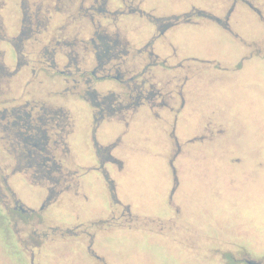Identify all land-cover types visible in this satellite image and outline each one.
<instances>
[{
  "label": "rangeland",
  "instance_id": "rangeland-1",
  "mask_svg": "<svg viewBox=\"0 0 264 264\" xmlns=\"http://www.w3.org/2000/svg\"><path fill=\"white\" fill-rule=\"evenodd\" d=\"M71 1L74 5L69 6ZM127 1L139 2L138 10L117 16V27L110 16L100 19L102 32L127 42L133 53L154 31L152 16H181L196 9L224 20L232 10L230 31L208 18L166 31L160 43L170 53L177 46V61L168 63L172 69L167 72L161 65L152 66L146 76L154 91L161 92L156 104L126 111L123 120L100 118L101 125L110 127H104L106 133L121 134L111 137L116 143L111 153L120 165L96 154V144L109 143L113 133L102 134L100 124L94 126L93 109L81 100L84 84L72 87L73 79H80L76 74L50 78L53 74L39 65L43 73L38 71L29 86L36 71L29 63L12 92L1 86L0 122L12 112L11 98L23 102L32 97L45 108L62 107L66 131L60 145L68 154L56 153V160L66 173L62 183L73 187L30 185L52 183L35 179L32 171L9 176L16 199L33 210L28 214L16 208L0 176V264L264 262V0H248L253 8L243 0ZM18 2L0 0L2 24L8 29L14 30L20 18ZM33 2L27 0L28 7L33 8ZM42 2L41 21L50 23L41 28L42 35L25 42L28 56L44 49L50 37L62 43L84 41L82 46L93 27L86 10L101 6L114 12L122 4L58 0L56 10L54 0ZM78 57L73 71L79 67L90 72L95 64L84 50ZM190 58L202 62H186ZM55 61L59 69L66 63L60 56ZM148 62L147 55L126 58L120 69L123 80L131 84L134 77L141 83L139 75ZM3 63L8 69L14 65L9 58ZM66 77L76 95H58L68 85ZM94 81L100 96L121 95L123 103L131 102L127 86L112 79ZM18 156L14 145L0 142L1 168H12ZM101 160L108 177L97 167ZM49 189H55L57 199L42 209ZM111 192L121 204L113 203Z\"/></svg>",
  "mask_w": 264,
  "mask_h": 264
},
{
  "label": "flooded vegetation",
  "instance_id": "flooded-vegetation-1",
  "mask_svg": "<svg viewBox=\"0 0 264 264\" xmlns=\"http://www.w3.org/2000/svg\"><path fill=\"white\" fill-rule=\"evenodd\" d=\"M51 1L52 0H50V2ZM119 1H122V4L120 8L116 9L114 12H109L101 6L92 7L89 10H86V16L90 19L93 27L92 33L87 42L82 44V46H80V43H83L84 41L73 40L62 43L58 40L54 42V38L50 37L49 41L47 40V45L44 49L38 53H31V55L28 56L25 54L26 52H24V47L26 45L25 42L31 38H35L36 35H42L41 28L44 27L45 29V27L50 23V20L46 19L45 21H41L43 8L42 0H35V2H33L34 5H30L33 8L28 7L27 0H19V7H17V11L19 12L20 18L17 20L14 30L3 26L0 15V88L1 86H4V88L7 89V92H12L10 90L11 86L19 80L22 69L26 65L29 66V63H32L35 65L34 68L36 71L31 74L29 81H27V84L30 86L32 84L31 82L34 80L33 78H37L38 71L43 73V69L38 68L39 65H42L48 72L53 74V76H50V74L45 73L47 76H50V78L57 75L70 76L74 74L80 77L79 80L73 79V84L70 82V78L66 77L64 83L68 84L70 82L72 87H75V84H84L83 86L85 87V90L81 93V100L92 107L94 126L100 124V118H110L112 120L114 117L120 116L117 119L123 120L125 119L124 112L129 110L135 111V109L140 106L152 107L156 99L161 95V92L154 91L155 87L149 83V79H146V76L150 74L149 70L152 66L161 65L163 71L167 72L172 69V67H168V63L170 61H173L172 63L176 64L177 48L173 50V53L171 52L169 56L164 57L160 56V54H157L156 52L157 45H161L162 51L167 50L166 44L160 43V39L166 34L167 30L179 23L197 24V21L194 20L195 18H208L225 30L230 31L229 19L232 10L228 12L224 20L196 9L181 16H171L168 18H155L152 16L149 19L153 23L154 31L151 32L149 39L145 45H143L142 49L137 48L136 52L133 53L127 42L121 43L118 39L109 37L102 32V29H105V26L101 23L102 19H100L102 15L105 17L110 16L114 21V26L117 27V21H115L116 17L119 15L125 16L127 14H136L138 10L137 5L139 6L140 4L138 2L133 5L132 2H128L127 0ZM243 1L253 8L252 4L248 0ZM57 4L58 0H54L52 6L53 8L56 6V10H59ZM71 4L74 5V2L71 1L69 6H71ZM69 6L67 5L68 9ZM80 9L82 11L83 8ZM48 11L52 13V8L49 3ZM97 16L99 17L98 19ZM174 17H177L178 21L175 20ZM13 31L14 33L12 34ZM1 44L6 45V47H2ZM82 50H84L87 55L86 59H91V63L95 64L90 72L82 70L79 67H76V71H73L72 69L75 64L77 65V59L79 58L78 56ZM137 55H147L149 62L145 65L144 71H142L139 75L140 78H144L143 80L141 79V83H137V80L132 77L130 80L133 83L130 84L123 80L120 69H122L125 65L126 58H129L130 56H135V58H137ZM58 56L66 61L62 69L58 68V64L55 61V58ZM6 58H9L14 62L12 69H8L3 65ZM191 61L202 62L198 60V58L186 59V62ZM179 67H183V64H180ZM113 70L115 75L112 74ZM127 72L128 74L131 73L129 70ZM101 78L104 79V82L112 79L116 80L121 85L127 86V92L129 93L128 97L131 102L127 104L123 103L121 101L123 98L121 95L100 96L98 91L93 88L92 82L93 80H97L94 82H101ZM70 84L64 88L63 93L58 95H76L74 89L69 87ZM26 87L27 89L29 88L28 86ZM132 92H134L136 96H133L131 94ZM118 98L120 101L115 103ZM35 100L37 99L33 100L31 97V101L23 100L22 102L21 99L11 98L10 101L14 104L12 112L10 114H6L7 112L4 114L1 121L4 122V124L0 122V127H2L3 133L1 134L2 137H0V142L11 146L14 145L15 149L20 152V156L13 157L14 166L12 168L0 167L2 185L3 187H7V192L12 195L16 208L18 207L22 213L28 214H32L33 210L26 208L18 199H16V195L12 192L8 183L9 176H24L28 172L32 171V176H34L35 179H49L52 183L40 184V186L39 184L30 185L36 187L55 188L73 187L70 184L62 183L65 179H67L64 177L66 173L64 171L63 164L60 163V160H56V153L57 155H61L62 153V156L63 153L68 154V150L65 149V146L61 148L60 145L65 142L63 141L66 131V116L64 111L62 107L58 108V110L53 109V106H51L52 108H45L40 102H37L38 100ZM162 104L163 103H160V105ZM115 146L116 143L105 147L96 144L95 151L97 156L101 159H105L107 157L111 162L120 165V161L111 155V149ZM99 154H101L102 157L99 156ZM97 167L103 171L105 176L108 175V171L104 165V160H101ZM97 167L94 169H97ZM9 171L10 173H8ZM24 179L27 181L25 177ZM54 190L55 189H49L48 196L44 200L45 202L41 207L42 209L57 199L58 194ZM111 194L113 203L121 204L115 197V193L111 192ZM70 233H73L72 235L77 234L74 231H71Z\"/></svg>",
  "mask_w": 264,
  "mask_h": 264
},
{
  "label": "crops",
  "instance_id": "crops-1",
  "mask_svg": "<svg viewBox=\"0 0 264 264\" xmlns=\"http://www.w3.org/2000/svg\"><path fill=\"white\" fill-rule=\"evenodd\" d=\"M176 48H177V46L176 45H174ZM156 52H157V54H160V56H162V57H164V56H169L170 55V52H168L167 50H164V51H162L161 50V45H157L156 46ZM143 108H145V107H143ZM103 125V126H102ZM101 126H100V131L102 132V134H109V133H113V134H111L110 136H108L107 138H110L109 139V143H105V142H103V144H99V145H102L103 147H105V146H110V143H111V140H112V138L114 137V135H115V132H113V130L112 131H110V132H108V133H106L107 131H105L104 130V127H109V126H105L104 124H102ZM111 125V124H110ZM113 125H115V124H113ZM110 128V127H109ZM118 135H117V137L115 136L114 138H118L121 134L120 133H117ZM113 136V137H112ZM112 137V138H111ZM111 145H112V143H111ZM129 150H131V149H129ZM129 150H127V151H129ZM125 151V150H124ZM132 151V150H131ZM120 152V151H119ZM116 153H117V150H116ZM117 154H120V153H117ZM125 154V156H126V152L124 153ZM111 155L113 156V157H115L116 159H118L115 155H113L112 153H111ZM119 160V159H118ZM129 170V169H128ZM129 171H131V169L129 170ZM128 172V171H127Z\"/></svg>",
  "mask_w": 264,
  "mask_h": 264
},
{
  "label": "water",
  "instance_id": "water-1",
  "mask_svg": "<svg viewBox=\"0 0 264 264\" xmlns=\"http://www.w3.org/2000/svg\"><path fill=\"white\" fill-rule=\"evenodd\" d=\"M174 19L178 21L177 17H174ZM246 263L247 264H264V262H257L253 260H247Z\"/></svg>",
  "mask_w": 264,
  "mask_h": 264
}]
</instances>
